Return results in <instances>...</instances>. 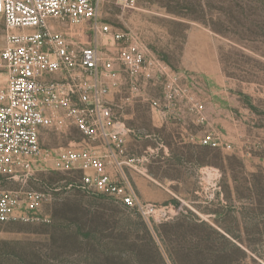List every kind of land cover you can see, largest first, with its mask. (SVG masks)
I'll use <instances>...</instances> for the list:
<instances>
[{"label":"rangeland","instance_id":"374dc122","mask_svg":"<svg viewBox=\"0 0 264 264\" xmlns=\"http://www.w3.org/2000/svg\"><path fill=\"white\" fill-rule=\"evenodd\" d=\"M101 15L136 34L172 73L185 72L202 85L212 77L216 88L221 76L223 112L238 111L240 119L236 139L230 148L223 141L218 151H197L184 185H137L146 203H180L172 219L152 226L107 192L81 189L84 173L78 170L59 171L50 163L25 187L6 184L23 190L22 213L29 214L26 192L47 198L37 211L40 221L0 222V264H264V0H141L134 10L106 0ZM63 32L80 45L95 44L89 30ZM4 34L0 18V46ZM231 86L238 104L230 99ZM244 95L252 97L255 111L244 108ZM41 144L60 150L86 141L56 114L41 131ZM194 164L204 166L202 174ZM172 179L180 180V171Z\"/></svg>","mask_w":264,"mask_h":264},{"label":"built area","instance_id":"2783aa9c","mask_svg":"<svg viewBox=\"0 0 264 264\" xmlns=\"http://www.w3.org/2000/svg\"><path fill=\"white\" fill-rule=\"evenodd\" d=\"M106 0H0L5 25L0 46V222L40 221L37 215L45 193L26 192L27 213H22L23 190L37 172L52 163L59 171L78 169L84 176L80 188L107 192L152 226L175 214L169 205L144 202L119 160L126 156L130 130L109 105L113 87L128 75L131 94L141 92V78L155 74L167 80L165 99H191L189 88L179 83L169 66L153 56L133 32L114 28L102 18ZM123 9H138L141 0H114ZM89 30L95 44L83 46L63 31ZM62 75V81L48 77ZM153 107L160 103L153 102ZM60 115L81 132L85 146L50 150L41 144V131ZM201 123L206 118L200 113ZM102 146L94 151V145ZM204 146L220 148L223 140L212 135ZM226 148H230L227 145ZM129 157L127 163H141ZM108 165L117 169L111 177ZM34 213V214H31Z\"/></svg>","mask_w":264,"mask_h":264},{"label":"crops","instance_id":"0c3cea01","mask_svg":"<svg viewBox=\"0 0 264 264\" xmlns=\"http://www.w3.org/2000/svg\"><path fill=\"white\" fill-rule=\"evenodd\" d=\"M177 73L175 76L179 83L189 88L191 99H165L163 93L167 80L152 73L141 78V92L134 95L131 94L128 75L124 73L119 84L112 88L108 99L116 118L130 130L125 144L126 156L119 160L126 162L122 169L139 195L138 184L188 183L191 166L198 157L197 151L203 152L208 147L200 141L216 135L228 144L233 141V137L236 139L238 133V111L232 109L231 112H223L221 99H226L227 91L222 87L224 81L221 76L220 85L216 88L212 77L202 85L192 75ZM238 82L236 80L234 83L236 88ZM4 83L5 78L0 77V84ZM232 90L231 86L230 99H236L238 104L239 93ZM155 101L160 103L159 107H153ZM244 108L247 107L244 105ZM200 113L206 118L205 123L200 122ZM93 145L94 151L102 148L98 143ZM129 157H137L142 162L127 163ZM194 167L202 174L204 166L194 164ZM107 169L111 177L119 175L114 166L108 165ZM179 171L181 179H172L174 172ZM172 190L175 193L173 195L179 198L180 192Z\"/></svg>","mask_w":264,"mask_h":264},{"label":"trees","instance_id":"16d2710c","mask_svg":"<svg viewBox=\"0 0 264 264\" xmlns=\"http://www.w3.org/2000/svg\"><path fill=\"white\" fill-rule=\"evenodd\" d=\"M164 62H167V60H165L164 59ZM244 105L247 107V108H249L251 111H255L256 110V107H255V105L253 104V99H252V97H250V96H248V95H244ZM82 138H83V136H82ZM205 152L206 151H218V149H215V148H213V147H210V146H208L205 150H204ZM263 174H264V171H263ZM255 175H257V173L255 174ZM168 205H169V207L174 211V212H176L180 207V203H179V201L177 200V199H172L169 203H168ZM127 207V206H126ZM194 218L198 221V222H201V220L199 219V218H196L195 216H194ZM206 224V223H205ZM209 228L211 229V231L214 233V234H216L217 236H219L221 239H223V240H226L227 242H229V244L232 246V247H234V248H238L237 247V245L235 244V243H232L230 240H229V238L227 237V235L226 234H222L221 232H219V231H217L216 229H214L212 226H209ZM224 231H225V229H223ZM148 233H149V235H150V229H147L146 230ZM226 232H229V231H226ZM150 238H151V240L152 241H154L153 240V237L150 235ZM153 243V242H152ZM153 245H155L156 246V243L154 244L153 243ZM156 248H157V246H156ZM158 249V248H157Z\"/></svg>","mask_w":264,"mask_h":264}]
</instances>
